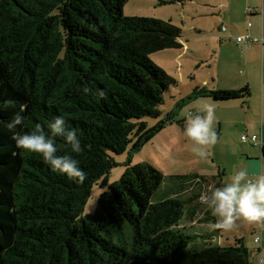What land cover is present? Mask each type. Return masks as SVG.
Instances as JSON below:
<instances>
[{
	"label": "trees",
	"instance_id": "trees-1",
	"mask_svg": "<svg viewBox=\"0 0 264 264\" xmlns=\"http://www.w3.org/2000/svg\"><path fill=\"white\" fill-rule=\"evenodd\" d=\"M128 1L0 0V264H253L243 238L220 245L182 229L200 196L183 194L202 187L206 176H171L174 186L156 201L167 179L151 163L129 160L120 179L109 181L121 165L115 155L149 128L146 118L159 124L141 147L175 122L183 128L178 110L188 100L249 95L204 85L162 118L165 94L178 83L151 55L183 48L182 29L126 16ZM17 113L24 125L9 130ZM55 115L78 129L81 151L72 155L86 172L82 183L18 149L12 138L37 123L47 128ZM224 174L212 177L215 187ZM95 186L104 191L85 215Z\"/></svg>",
	"mask_w": 264,
	"mask_h": 264
},
{
	"label": "rangeland",
	"instance_id": "rangeland-1",
	"mask_svg": "<svg viewBox=\"0 0 264 264\" xmlns=\"http://www.w3.org/2000/svg\"><path fill=\"white\" fill-rule=\"evenodd\" d=\"M209 3L214 6L211 8ZM219 3L220 0H129L124 7V14L128 17L171 21L173 25L182 29L183 48L165 49L151 55V59L178 83L171 86L165 94L164 104L160 106L162 118L173 109L175 102L191 95L197 87L207 85L212 89L238 90L245 86L243 82L247 76L260 79L262 82L264 75L262 43L257 45L259 55L253 67L250 64L246 65L243 58L237 54L234 42H230L232 34H243L242 36L246 34V16H237L235 23L227 21ZM223 27L227 30L224 31ZM251 85V96L247 99L223 101L211 97H197L186 101L185 105L179 108L178 120H183L180 115L182 111L194 110L201 104H209L214 109L213 129L216 132V143L208 149L206 157H199L191 152V145L183 136V128L176 122L157 132L150 142L141 147L140 142L154 133L159 124V119L146 118L149 128L135 139L126 153L115 155L121 165L112 170L109 181L120 179L129 160L133 165L141 162L151 163L167 179L154 196L156 201L165 195L164 192L171 191L170 187L174 186L169 182L171 176L197 173L207 177L202 187L192 185L186 189L183 196L188 198L215 188L217 181L212 178L214 176L218 177L225 173L221 176L225 183L235 171L245 170L243 166L244 162L245 165L247 162L245 150L251 144L243 142L241 137L253 135L248 128L257 129L255 133H259L261 126L264 125V101L258 93V82L254 80ZM196 95L194 93L191 97ZM103 191L101 186L94 187L85 207V215H92L95 212L98 198ZM193 205L196 207V214L192 219L184 218L182 229L190 234L212 237L211 242H219L222 245L233 244L236 238H244L252 252L253 264H260V258L264 256L256 254L261 246L255 243L253 232L257 222L241 220L237 221L231 230H216L212 228L215 223L214 217L199 198ZM262 233L264 240V226ZM167 254L173 255L174 252Z\"/></svg>",
	"mask_w": 264,
	"mask_h": 264
},
{
	"label": "clouds",
	"instance_id": "clouds-1",
	"mask_svg": "<svg viewBox=\"0 0 264 264\" xmlns=\"http://www.w3.org/2000/svg\"><path fill=\"white\" fill-rule=\"evenodd\" d=\"M84 91L89 89L85 87ZM180 115L184 121L183 136L191 145V152L206 157L208 149L216 143L214 109L209 104H201L194 110L182 111ZM25 119L17 113L7 122V128L13 130L17 126L22 127ZM12 138L18 149L39 154L54 172L66 174L78 183L85 180L86 172L72 155L81 151L78 129L71 127L64 116L55 115L47 128L37 123L28 131L13 132ZM57 138L70 151L61 149L56 143ZM199 199L216 218L213 229L228 231L241 220L249 223L264 222V173L253 180L249 179L247 171H235L222 186L202 191Z\"/></svg>",
	"mask_w": 264,
	"mask_h": 264
},
{
	"label": "crops",
	"instance_id": "crops-1",
	"mask_svg": "<svg viewBox=\"0 0 264 264\" xmlns=\"http://www.w3.org/2000/svg\"><path fill=\"white\" fill-rule=\"evenodd\" d=\"M208 5H210L211 8L214 6L213 4L210 3ZM219 7L223 8L224 10L225 20L230 22L235 23L237 16L245 15L247 20L246 34H250L253 37L261 38L264 40V0H220ZM242 35L243 34H237V35L232 34L231 37L232 40L230 42L231 43L234 42L236 47V52L239 55V57L243 58L245 64L246 65L250 64L253 67L254 61L256 60V58H258L259 55V50L257 47V45L259 44L251 40L237 42L236 38ZM261 47L264 50V44H262ZM254 80L258 82V89H259L258 93L261 94L262 100L264 101V75L262 76V82L260 81V79H253L252 76L251 77L247 76L245 81L243 82L245 86L235 91H239L241 89H247L249 91V95L245 97V99L249 98L251 96L250 86H252L251 84ZM248 130L249 132H252L253 135L256 134L255 131H257V129L252 130L251 128H248ZM257 135H259L263 139V145L256 146L249 142L251 146L247 147L245 150L247 162L246 165L245 162L243 164L245 171H247L249 174V179H253V180L256 179L261 173H264V125L261 126L260 132L257 133ZM257 223L258 224L253 227L254 233H255V228L259 225L260 222ZM263 226L264 225L262 223V227ZM262 237H263V233H262ZM217 244L220 243L218 242ZM256 254L257 255L261 254V256L262 255L264 256V240L262 241L261 248L256 251ZM261 259L264 260V258L261 257L260 262Z\"/></svg>",
	"mask_w": 264,
	"mask_h": 264
},
{
	"label": "built area",
	"instance_id": "built-area-1",
	"mask_svg": "<svg viewBox=\"0 0 264 264\" xmlns=\"http://www.w3.org/2000/svg\"><path fill=\"white\" fill-rule=\"evenodd\" d=\"M223 30L226 31L227 29L225 27H223ZM236 40H237V42H243L245 40H251L253 42H257V43L261 42L262 44H264L263 39L253 37L250 34H246L245 36H239L236 38ZM242 137H244V139L241 138V140L243 142H250L256 146L257 145H263V139L257 134H254L251 136L242 135ZM262 223L263 222L259 223V225L255 228V233H254V235H255L254 241L259 246H261V244H262ZM263 263H264V260L261 259L260 264H263Z\"/></svg>",
	"mask_w": 264,
	"mask_h": 264
}]
</instances>
